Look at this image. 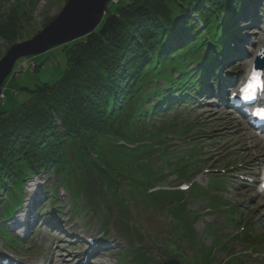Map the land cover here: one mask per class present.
I'll use <instances>...</instances> for the list:
<instances>
[{
    "label": "trees",
    "instance_id": "1",
    "mask_svg": "<svg viewBox=\"0 0 264 264\" xmlns=\"http://www.w3.org/2000/svg\"><path fill=\"white\" fill-rule=\"evenodd\" d=\"M260 1L118 0L114 8L107 7L92 33L61 46L67 61L56 83L36 85L28 102L0 112V178L6 181L0 190L9 203L1 206L0 198V220L10 218L21 204L20 194L19 202L8 196L10 189L21 192L26 180L40 172L52 173L71 200L78 203L82 197L95 216L98 199L111 216L104 194L114 197L123 181L132 184L130 166L151 179L163 176L132 163L159 149L169 151L165 140L141 124L187 104L205 83L223 75L229 60L240 58L238 38L243 24L257 26ZM17 10L21 12L0 20V37L9 46L16 19L27 13ZM49 195L56 198L55 190L46 189V200ZM108 222L103 219L104 228ZM7 233L0 225V236L15 244ZM179 238L189 242L190 236ZM133 251L138 254L131 261L146 264V252ZM172 255L184 254L175 248Z\"/></svg>",
    "mask_w": 264,
    "mask_h": 264
},
{
    "label": "rangeland",
    "instance_id": "2",
    "mask_svg": "<svg viewBox=\"0 0 264 264\" xmlns=\"http://www.w3.org/2000/svg\"><path fill=\"white\" fill-rule=\"evenodd\" d=\"M66 1L0 0V20L19 14L16 11L21 10L17 8L26 10L25 16L16 19L17 27L13 32V43L25 41L42 30L45 21L57 16ZM123 1L119 0L120 3ZM116 5L117 1L112 0L108 7L114 8ZM259 8L256 10H261L259 16H264V3L261 1ZM243 26L245 29L238 38L240 49L245 55L248 52L251 55L258 47L253 43L259 39L262 41L264 32ZM8 48L7 41L0 37V57ZM66 61L61 46L16 61L13 71L21 63L15 75H9L3 83L2 96L5 101L2 102L3 98L0 101V112H9L28 102L32 98L30 90L36 85L56 83L66 68ZM32 63L35 68L30 69ZM242 68H245V64L235 69ZM235 69H232L233 72L228 70L229 77L235 76ZM161 85L164 84L161 82ZM192 104L173 109L167 115L145 119L144 124H141L151 136L157 135L160 142L165 140L164 144L170 151H158L142 160L134 159L132 163L143 164V169L153 176H163L151 179L141 169L130 166L132 184L123 181L121 191L119 189L121 193L114 197L104 194L111 209L108 218L113 225L106 231H103L102 221L82 206V199L78 203L68 201L71 197L68 189L52 173L48 176L42 172L36 174L24 184L21 192L10 189L13 192H9L8 196L14 197L17 200L15 202H19L20 195H23L24 212L30 210L29 223H33L30 225L31 231H34L32 238L20 242L23 258H27L30 263L52 264L55 255L61 253L63 264H70L69 258H73L74 262L81 261L82 256L75 257L80 253L79 245L85 246L81 237L96 235V238L109 245V253L100 260L110 264H129V258L138 254L133 251L135 248L146 252L148 264H162L169 258L181 264H221L229 255L228 249L237 253V264H264V197L257 192V182L254 184L264 168V165L261 166L256 171L257 177L254 175L257 166L255 157L258 158L263 151V142L259 143V137L250 133L237 114L221 105L217 99L210 98L197 103L192 101ZM169 127L172 129L163 131ZM185 129H188V137L179 134ZM164 133L165 137L172 138L167 141L163 137ZM198 157L199 162L195 161ZM168 159L171 161L166 162ZM228 159L235 160L240 169L232 171L233 168H225ZM5 183L0 178V185ZM183 183L189 186L187 190L172 191ZM58 188L55 199L44 201L45 189L51 191ZM30 191H36L40 197L36 210L28 206L32 195ZM6 196L7 193L0 190L3 207L9 204L5 200ZM98 203L100 215L104 216V205L100 201ZM76 205L81 206L79 210L74 209ZM230 220L235 221V224ZM49 221H60L62 225L57 231H51L53 228L47 226ZM0 225L6 226L3 222ZM181 234L189 235V242L180 240ZM11 236L16 238L14 232ZM2 240L0 237V246ZM252 241H257L259 246L247 247V243L254 244ZM223 244L225 250L221 248ZM175 248L176 253L182 252L184 255L173 256ZM195 251H199L197 260H193L197 254ZM248 252L258 257L253 258Z\"/></svg>",
    "mask_w": 264,
    "mask_h": 264
},
{
    "label": "water",
    "instance_id": "3",
    "mask_svg": "<svg viewBox=\"0 0 264 264\" xmlns=\"http://www.w3.org/2000/svg\"><path fill=\"white\" fill-rule=\"evenodd\" d=\"M111 0H67L60 12L30 39L9 46L0 58V95L2 85L21 58L43 54L92 33L101 23ZM256 62L264 66V58ZM163 264H179L169 259Z\"/></svg>",
    "mask_w": 264,
    "mask_h": 264
},
{
    "label": "bare ground",
    "instance_id": "4",
    "mask_svg": "<svg viewBox=\"0 0 264 264\" xmlns=\"http://www.w3.org/2000/svg\"><path fill=\"white\" fill-rule=\"evenodd\" d=\"M111 2H112V0H111ZM248 27H250V26H248ZM238 45H240V42L238 43ZM258 47H261V48H264V46L263 45H261V46H258ZM263 77H264V74H263ZM261 141H262V139H260L259 140V143H261ZM254 146H256V143H255V145ZM40 185V184H39ZM31 192V191H30ZM32 193V195H31V202H34V201H36V198H38V195H37V193H36V191L35 192H31ZM28 213L30 214V210H28ZM93 213V212H92ZM54 222H51V224L52 225H54L53 224ZM50 223L49 224H47V226L49 227V228H51L52 227V225H51ZM61 223L60 222H58L57 224H56V227L57 228H60L61 227ZM101 244H104L103 242H100L99 243V245H101ZM53 262V264L54 263H56V264H63V259H62V257H61V253H57L56 255H55V257H54V260H52ZM95 264H109L108 262H103V261H100V262H98V263H95Z\"/></svg>",
    "mask_w": 264,
    "mask_h": 264
},
{
    "label": "snow or ice",
    "instance_id": "5",
    "mask_svg": "<svg viewBox=\"0 0 264 264\" xmlns=\"http://www.w3.org/2000/svg\"><path fill=\"white\" fill-rule=\"evenodd\" d=\"M256 76H258V74L257 73H253V79H255Z\"/></svg>",
    "mask_w": 264,
    "mask_h": 264
}]
</instances>
